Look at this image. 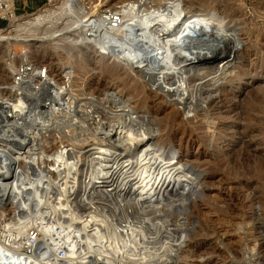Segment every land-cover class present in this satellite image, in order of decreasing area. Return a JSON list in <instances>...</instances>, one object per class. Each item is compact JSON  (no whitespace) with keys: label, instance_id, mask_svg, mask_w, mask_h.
Listing matches in <instances>:
<instances>
[{"label":"rangeland","instance_id":"rangeland-1","mask_svg":"<svg viewBox=\"0 0 264 264\" xmlns=\"http://www.w3.org/2000/svg\"><path fill=\"white\" fill-rule=\"evenodd\" d=\"M138 1L141 0H13L17 18L24 20L33 15V19H39L32 20L31 26L28 24L18 30L10 26L11 22L8 20L0 18L4 21L0 30H8L10 34L0 39V102L4 97L12 98L13 103L19 97L23 99L20 95L22 91H17L20 86L12 82L16 66L23 59L43 63L49 68L50 77L57 81L60 88L51 87L49 93L42 96L45 103L43 116L50 115L49 110L55 112L56 109L64 108L77 114L79 112L78 116L81 117V114L89 112L90 108L93 111L94 107V111L99 109L94 114L98 116L102 113L103 116L107 114L108 109L105 112L98 100L105 97L106 93L121 91L129 98L128 103L131 106L140 110L149 109L154 122L157 121L156 125L154 122L137 124L138 134L136 131L127 133L121 128L120 138L125 134L127 138L124 137L122 142L113 137H92L90 142L88 140V156L77 163L76 170L85 172V169L94 163L92 161L95 156L102 155L106 162L120 168L123 174L132 172L143 184L152 172L172 168L166 157L178 150L185 154L187 143L192 142L194 147L189 152L194 157L189 158L194 163L185 167L193 171H208L211 175L206 173L205 182L198 184L199 191L193 185L194 181L191 184L188 180H183L188 183L180 184L176 188L180 189L179 192L177 191L171 199H163L165 202L161 205L152 201L150 207L144 206L146 209L143 208L140 213L145 214L143 220L147 223L134 225H138V235L140 233L136 239L124 238L119 229L112 239H108L106 246L97 248L99 252L96 250L98 242L89 243L82 235L77 246L71 249L66 241L68 235L78 237L79 227L81 228L89 218L88 215L97 207L111 208L113 202L99 192L91 196L89 194L85 204L78 201L79 203L69 211L58 207V200L64 203L58 193L62 186H69L70 181L65 185L61 179L57 182L56 173L62 170L63 166L68 168V152L71 153L74 149L71 145L74 134L60 128V133L51 132L40 143L33 144L34 148L26 151H22L26 143L20 142L15 146L20 152H8L12 159L7 162V166L13 173L4 183L8 187L6 191L15 189L17 195L13 196H17V199H0V264L3 259V264H25L26 261L27 264L30 260H35L33 264H47V261H39V252L40 255L50 253L48 257L53 264H75L81 262L82 257H85L89 264H264V0H142L146 2L147 7L152 8L167 2L179 3L188 8L187 11L191 15L196 13L193 17H211L210 20L220 28V31L210 35L211 39L218 36L220 39V42L213 39L212 47L217 52L215 55H218L220 50L225 51V55L229 52L235 55L237 50L244 54H241V59H237L236 67H233L235 69L227 70L218 80L214 79L217 82L215 89L212 87L215 90L213 93H216L219 87L230 88L232 91L227 96L229 100L212 107L203 106L205 112L203 108L200 109L201 113L197 117L192 111H184L185 105L178 103L179 95L167 97L159 94L152 97L147 92L144 78H140L124 62L121 63L110 51L101 52L96 39L88 36L92 29L91 22L103 18V9L122 12L126 5ZM229 25L235 26L239 31L235 35L229 33ZM214 33H218V36ZM236 40H241V43L236 44L239 46L237 48ZM23 91L31 93V88ZM71 92L75 93L76 100H73L76 104L72 102L73 96L69 98ZM83 95L91 97L93 101L97 100L99 104L89 100L86 104L88 107L80 109L78 103L82 101ZM126 109L128 110V107ZM204 114L208 117L205 118ZM72 115L73 113L69 112L64 120H68ZM22 119H18V125H21ZM208 121L216 123L208 126ZM16 127L15 123L10 128ZM54 127L58 126L52 125L49 128ZM82 131L75 133V136L79 137L75 141L76 144L82 143V136H78ZM88 136L84 135L83 138ZM134 139L145 143V150L148 151L144 154L145 157H137L142 150L139 152L138 147L133 146ZM9 149L11 150V147ZM211 152L212 158L208 156ZM25 155L32 156L30 162L24 163L25 159L21 160ZM197 157H200L198 161L195 160ZM50 166L53 167L52 170H49ZM39 171L45 173L39 174ZM121 179H124V176ZM206 181H210L208 185ZM17 184L19 185L15 186ZM177 184L179 181L175 183ZM192 186L197 193L193 192L195 189ZM191 195L195 196L194 201ZM174 199H178L174 202L178 203V206L180 204L183 210L177 204L174 207ZM120 202L123 207L120 214L132 208L129 202ZM185 202L187 206L184 205ZM185 206L188 208H184ZM178 209L182 212L179 210L177 213ZM173 211L176 214H173ZM196 212L198 216L194 215ZM169 213L171 214L168 215ZM175 217L177 218L173 219ZM111 228L110 224L107 229L112 231ZM166 229L169 232L165 234ZM31 231L35 233L33 241L29 237ZM40 239L46 240L42 251L36 248Z\"/></svg>","mask_w":264,"mask_h":264},{"label":"bare ground","instance_id":"bare-ground-1","mask_svg":"<svg viewBox=\"0 0 264 264\" xmlns=\"http://www.w3.org/2000/svg\"><path fill=\"white\" fill-rule=\"evenodd\" d=\"M3 2H5L7 7H12L13 0H3ZM81 8L85 9L82 6ZM187 9L184 8L182 4H179V3L174 4V3L167 2L163 5L152 8V7H147L146 2L142 0L138 2H133L131 4L126 5V7H124L122 12H120L121 10L120 11L116 10L119 16V21L116 26H112L110 20H105L104 15H102L103 18L102 19L100 18L98 22H96V20L94 22H91L90 26L92 27V29L90 30V33H88V36L89 37L92 36L94 37V39H96L98 48L101 52L106 53L107 51H110L111 54L117 56L118 60L121 63L124 62V64L130 67L131 70H133L135 73H137L140 78L141 77L144 78L143 82L145 83V87H147V92L150 95H152V97L158 96L159 94H163L164 96H167V97L168 95H177V96L179 95L178 103L186 106V107L184 106L185 108L184 111L187 113L192 111L193 115L197 117V115L201 113L199 112L201 111L200 109L203 108V112H205V109L203 106L212 107L213 105L215 104L219 105L220 102H224L228 99L227 96L231 93L232 89L219 87L217 88V92L213 93V91H215L214 86L218 78H220L222 74H224L227 70L231 71L235 69L233 67H236V63L238 62L237 59H241L240 57L242 53L240 52V50H237L236 51L237 53L235 55L230 52L225 55V51L220 52L221 50L220 51L218 50L219 51L218 55H215V53L217 52L216 50H214L212 45L214 41L220 42V39H218L219 37L217 35L218 33L216 34L214 33V35L218 36L216 38L215 37L213 38L215 39L214 41L213 39H211L212 37H210V35L213 32L220 31V28H218L210 20L211 17L203 16V15H200V16L197 15L196 17L195 16L193 17V15H195L196 13L191 15L190 12L187 11ZM51 11L49 10V12ZM17 16L18 15L10 17L9 22H11L10 26L18 30L21 27L25 28L26 26H28V24L32 23V20L39 19L38 17L37 18L35 17L33 19L32 17L33 15H31V17H27V18H24V20H22L23 18H17ZM35 21L37 22L38 20H35ZM103 26L104 28L102 29ZM229 30H230L229 33L232 32L234 33V35L236 34L237 31H239L238 28H236L235 26L232 27L230 25H229ZM3 33L5 35H2ZM9 35L10 34L8 30L7 31L3 29L0 30V39H3ZM239 42L241 43V40H239ZM239 42H237L236 40L235 42L236 48L238 46L236 44ZM225 47L226 45L224 46V48ZM215 78H217L216 82L214 81ZM43 82L48 86V88H51V87L58 88L57 81L53 77H50L49 73ZM212 87L214 89H212ZM30 94L31 93H29V91L28 93L25 91H22L20 92V95L23 96V99L19 97V99L15 100V102L13 103L12 98L4 97V99L1 100L0 102V199L9 198V201H12L13 197L17 199V196H13L14 194L17 195V192L14 191L15 189L14 188L9 189V192H8L6 191L8 187L4 184L9 178H11V175L13 173L10 171V169L7 166L8 164L7 162L12 159V156H9V153L21 151V150L17 151L18 149L15 147L16 145H18L20 142H24L26 144L25 146H23L22 151H26L27 149H32V147L34 146L33 144L40 143V141H42V139H44L45 136L50 135L51 132L58 131L60 133L61 132L60 128H62V130L69 131L71 134H74V138L71 141V145L73 146L74 149L71 146L70 148L73 149L71 153L67 151L70 154V155L68 154L69 158H67L69 162V164L67 165L68 168L63 166L62 170H59V172L56 173L57 182H59L61 179L63 180V185H65L67 181L68 182L70 181L69 186L66 185L63 187L61 185L62 187L58 194H60L59 196H62L64 203L62 204V202L60 203V201L58 200L57 201L58 207L63 208V211H69L73 207H75L79 202L85 204L87 200L89 199L88 198L89 194L91 196L99 192L103 193L105 196H108L109 199L112 200L113 206L111 208H105V206L103 208L97 207L95 211L91 210L92 212L88 215L89 218L81 225V228L79 227V230H78L79 236L77 235L78 237H75L74 235H68L66 241L69 242L67 243V245H69L71 249H74L77 246L76 244L77 242H79V239L82 235V237H84V240L88 241L89 243L98 242L97 246L98 244L99 246L98 247L96 246V250L98 251L97 248L106 246L107 242L109 241L108 239L110 238L112 239V236H114L116 231L118 232L119 229H120V233H122V236L124 238L128 237L129 239L130 238L136 239L138 236H140V233L138 235V231L136 228L138 225L137 226H134V225L139 224V223H140L139 225H141V222L147 223L146 221L143 220L144 219L143 216L145 214L141 215L142 213H140V211L143 208L146 209L144 206L150 207L152 201H156L160 205L163 203V201L165 202V200L163 199H167L168 201V199H171V197L174 196V194L176 195L177 191L179 192L180 189H176V188H178L180 184L186 185L188 183V182L187 183L183 182V180L184 181L188 180L189 182H191V184L194 181L195 183L193 185H195L199 191V188H200L199 185L201 184L202 181L205 182V179H207L206 173H209L208 171L206 172L200 171L199 169L198 170L194 169V171L193 169H190L192 170L190 171L188 168L185 167L187 165H193L194 163V161L189 158V157H194L192 154H190L192 147H194L193 146L194 144L192 142L187 143L185 154H183L179 150L178 151L175 150L176 152L172 153L171 156L166 157L167 162L169 164H172V168L167 169V170L164 169L163 171L152 172L151 174H149L150 176L148 180L144 182L143 184H142V181L134 177L132 172H129L126 175L123 174L120 168L113 166L112 163L106 162L104 158L102 157V155H96L95 159L92 161L94 163L92 164L91 167L88 166L89 168L87 167L88 170L86 168L85 172L76 170L78 169L77 163H80L82 159L84 160V158L88 156L87 154L88 151H86L88 150L87 147L89 145L88 140L90 142V139L92 137L95 138L96 136L97 137L101 136V138L103 139L113 137L115 140H119L122 142L124 137L126 138L125 136L126 134L125 135L123 134L124 137L122 136L120 138V135H121L120 133L122 131L121 128L125 129L127 133L131 132L132 134L133 131H136V129L138 128L137 124H139L140 122L142 123L143 122L145 123L154 122V117L152 115V112H150L149 109L140 110V109L135 108L134 106H131L129 104L130 103L129 98L126 97L125 93L119 91V92H115L112 94L106 93L105 97H103L102 99L100 98L98 100V102H100V104L103 105L102 108H105V112H106V109H108L107 114H104L103 112L104 114L103 116H101L102 113L101 115H98V116L94 114V112L99 111V109L98 110L95 109L96 111H94L95 107L93 108V111L91 110L92 108H90L89 112L87 113L83 112L84 114H81V117L78 116L79 112L77 114L74 111H69L64 108L56 109L55 112H51V110H49L50 115L43 116V113H45L43 111L45 103H43L42 95L35 97ZM70 96L71 97L73 96L72 102L73 104L74 103L76 104V102H74L73 100V99L76 100L75 93L73 94V92H71L69 95V98H71ZM1 99H2V96H1ZM81 99L82 101H79V103L78 102L77 103H78V107L80 109H83L86 106V104L90 102L89 100H91V97L84 96ZM91 101L92 103H94L95 101L96 104H99L96 102L97 100H94V101L91 100ZM90 106L91 105H89V107ZM98 107L101 108L100 106ZM127 107H128V110L126 109ZM69 112L73 113V115L68 120H64L65 116ZM141 113H144V115ZM18 116H22V118L25 119L24 120L21 118L22 119L20 123L21 125L17 124L18 119L21 120ZM58 117L59 118L63 117V119L59 120ZM204 117L207 118L208 116L204 114ZM156 122H154L155 125H156ZM15 123L17 127L10 128ZM212 123H216V122L208 121V126L212 125ZM52 125H56L58 127L49 128ZM22 126H24V128H20ZM87 128L88 130H86ZM104 128H107V129L104 130ZM10 129L11 130L13 129V130L10 131ZM80 130L82 131V133H79L78 136L80 137L82 136L83 138L84 135L85 136L90 135V137L88 136L86 138L84 137L83 139L81 138L82 140L80 139V141H82L81 145H79L80 142L79 144L75 143V141L79 138L75 136V133ZM103 130H104L103 132L104 136L101 135ZM136 132L138 134V131ZM137 134L135 133V135ZM142 136L144 137V134ZM137 139H138V135H137ZM136 140L135 139L133 140L135 145L133 144L132 145L134 147L137 146L138 147L137 150H139V152L140 150H142L139 153V155H137V157L138 158L145 157L144 154L147 151L145 150V147H146L144 145L145 143L140 142V140L138 141ZM10 145H13V146H10ZM5 147H7L8 150ZM9 147H11V150L9 149ZM212 153L213 152L209 153L208 155L210 158H212ZM23 157L24 158L21 160L25 159L24 163H28L32 159V156H29V155H25ZM199 158L200 157H197L195 158V160L197 159L198 161ZM45 159L46 158H44V160ZM52 169L53 167L50 166L49 170H52ZM39 172H40L39 174L43 173V172L41 173V171ZM35 176L37 177L38 175L35 174ZM123 176H124V179H121ZM64 178H66V180ZM177 181H179V184L175 185ZM18 185L19 184L15 186H18ZM99 186L101 187L100 189L97 188ZM194 189L192 188V190ZM198 191H196L195 189L193 192L197 193ZM204 193L205 192H203V195ZM84 198L86 201L84 200ZM193 198H195V196L192 197V200ZM196 199L198 198L196 197ZM120 200L126 201L127 203L129 202L130 204H132V208H130V210L128 212L126 211V213L124 214H120L121 213L120 209L122 207L120 205L121 203ZM176 200L174 199L173 202ZM145 202L147 204H145ZM186 202L185 204L184 203L183 204L187 206ZM158 204H155V206H158ZM173 204H175L174 207L176 206V204L178 206V203L174 202ZM166 205H168V203ZM186 206L184 208H186ZM198 206L199 208H201L199 204ZM170 207H171V203H170ZM179 208H182V207L180 206ZM199 208L197 207V209ZM179 210L181 209L176 210L177 213ZM187 212L188 211L186 210V213ZM174 213L176 214V212L173 211V214ZM170 214L171 213H169L168 215ZM151 215H152V212H151ZM194 215H197V212L196 214L194 213ZM152 217L154 216L152 215ZM176 218L177 217L173 219H176ZM168 221L172 222L171 219H168ZM110 224L112 227L111 228L112 231H109L110 229H107V227L109 228ZM164 232L166 234V232L168 233L169 231L168 229H166ZM107 235H108V238H107ZM44 241L46 240L40 239L38 241V244L36 245L37 250L42 251V249L45 247ZM126 242L128 243L129 240ZM46 247H47V242H46ZM60 249L62 248L60 247ZM37 254H39L38 255L39 257L41 256V259H39V261H47V264H53V261L51 260V258L48 257L50 253L40 255V252H39ZM92 255L93 254H91V256ZM80 259L81 260L83 259V260L81 262L78 261L75 264H89L87 263L85 257H82ZM84 259L86 262L84 261ZM33 261L30 260L27 264H33L32 263ZM3 263H5L4 259L2 260L1 264ZM39 263L45 264V262H39Z\"/></svg>","mask_w":264,"mask_h":264},{"label":"built area","instance_id":"built-area-1","mask_svg":"<svg viewBox=\"0 0 264 264\" xmlns=\"http://www.w3.org/2000/svg\"><path fill=\"white\" fill-rule=\"evenodd\" d=\"M105 20H110L112 26H116L119 21V16L116 10L108 8L103 9ZM16 7L12 3V7H7L3 0H0V18L6 19L9 22L10 17L15 16ZM98 22V20H96ZM104 26L102 27V29ZM49 73V68L43 64L30 59H23L17 66L12 79L13 84H18L21 88L17 91L28 90L31 88L32 96L38 97L49 93L50 88L43 82ZM17 87V86H14ZM29 237L33 241L35 233L29 232Z\"/></svg>","mask_w":264,"mask_h":264},{"label":"trees","instance_id":"trees-1","mask_svg":"<svg viewBox=\"0 0 264 264\" xmlns=\"http://www.w3.org/2000/svg\"><path fill=\"white\" fill-rule=\"evenodd\" d=\"M3 23H4V21L2 19H0V26H2Z\"/></svg>","mask_w":264,"mask_h":264}]
</instances>
